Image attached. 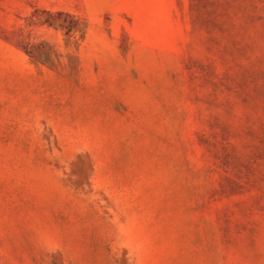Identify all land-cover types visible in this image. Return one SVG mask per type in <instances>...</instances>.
<instances>
[{
  "label": "rangeland",
  "instance_id": "obj_1",
  "mask_svg": "<svg viewBox=\"0 0 264 264\" xmlns=\"http://www.w3.org/2000/svg\"><path fill=\"white\" fill-rule=\"evenodd\" d=\"M0 264H264V0H0Z\"/></svg>",
  "mask_w": 264,
  "mask_h": 264
}]
</instances>
